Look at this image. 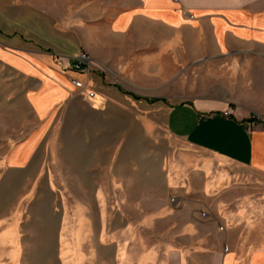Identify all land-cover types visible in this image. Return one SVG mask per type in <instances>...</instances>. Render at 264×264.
I'll return each mask as SVG.
<instances>
[{
    "label": "rangeland",
    "instance_id": "obj_1",
    "mask_svg": "<svg viewBox=\"0 0 264 264\" xmlns=\"http://www.w3.org/2000/svg\"><path fill=\"white\" fill-rule=\"evenodd\" d=\"M121 2L0 0L1 46L55 63L91 55L108 82ZM35 75L0 59V264H121L129 243L167 231L162 205L183 206L167 190L180 144L165 111L120 90L101 102L70 77L46 111L54 90L32 99L46 88V74Z\"/></svg>",
    "mask_w": 264,
    "mask_h": 264
},
{
    "label": "crops",
    "instance_id": "obj_2",
    "mask_svg": "<svg viewBox=\"0 0 264 264\" xmlns=\"http://www.w3.org/2000/svg\"><path fill=\"white\" fill-rule=\"evenodd\" d=\"M121 3L113 21L120 45L104 58L108 82L88 54L89 74L1 43L0 59L35 78L46 74V88L32 99L64 87L53 91L46 111L66 97L68 77L97 89L101 102L120 90L164 109L168 133L180 144L166 168L167 190L183 206L162 205L167 233L129 243L121 264H264V7L241 0Z\"/></svg>",
    "mask_w": 264,
    "mask_h": 264
},
{
    "label": "built area",
    "instance_id": "obj_3",
    "mask_svg": "<svg viewBox=\"0 0 264 264\" xmlns=\"http://www.w3.org/2000/svg\"><path fill=\"white\" fill-rule=\"evenodd\" d=\"M69 61V60H68ZM63 64L68 65V68L77 71V72H82V73H86L89 74L91 72V70L94 68V62L92 61V59L89 58V56L85 53L79 55L78 57H76L73 60H70L69 63H66L65 61L62 62ZM71 83L78 89H80L81 91L85 92V94L89 97H94L96 95L95 91L92 90L89 85L84 82L83 80L77 79V78H73L71 80ZM225 115L227 116H231L234 114V110L233 108H228L225 112ZM257 117V116H255ZM202 216H205V212H202ZM220 228L222 229L223 226L220 225Z\"/></svg>",
    "mask_w": 264,
    "mask_h": 264
},
{
    "label": "trees",
    "instance_id": "obj_4",
    "mask_svg": "<svg viewBox=\"0 0 264 264\" xmlns=\"http://www.w3.org/2000/svg\"><path fill=\"white\" fill-rule=\"evenodd\" d=\"M136 98H138V99H143L142 97H139V96H135ZM148 101H156V100H158V99H147Z\"/></svg>",
    "mask_w": 264,
    "mask_h": 264
}]
</instances>
